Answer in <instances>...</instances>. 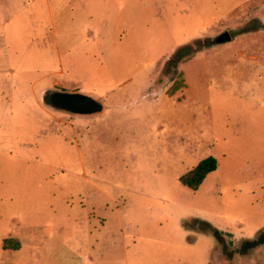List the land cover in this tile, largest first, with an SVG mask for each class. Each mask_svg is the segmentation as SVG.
Returning a JSON list of instances; mask_svg holds the SVG:
<instances>
[{
    "label": "rangeland",
    "instance_id": "1",
    "mask_svg": "<svg viewBox=\"0 0 264 264\" xmlns=\"http://www.w3.org/2000/svg\"><path fill=\"white\" fill-rule=\"evenodd\" d=\"M45 1L0 27V237L38 233L39 264H264L235 253L264 230V0H50L59 34Z\"/></svg>",
    "mask_w": 264,
    "mask_h": 264
},
{
    "label": "crops",
    "instance_id": "2",
    "mask_svg": "<svg viewBox=\"0 0 264 264\" xmlns=\"http://www.w3.org/2000/svg\"><path fill=\"white\" fill-rule=\"evenodd\" d=\"M22 1L24 0H0V16L2 17L3 22V25L0 27H4L5 24L11 23L13 19L19 18L23 15L24 7L22 6ZM34 1L36 2L38 0ZM43 9L39 10L43 12L34 17L38 18L39 16V18H41L43 13H45V18H47L49 22L48 24L54 28V33L56 32L59 34L57 28L61 27V25L55 21L50 0H46L44 2ZM69 14L72 16L70 21H68L69 25L67 29L69 32H65L64 34H67L70 39V36L76 32L75 29L79 27V23H77L78 18L75 12H71ZM44 23L45 22L42 21L41 25H44ZM100 25L101 26H99L96 31L98 34L102 33V23ZM85 28L86 31H91V26H87ZM7 45V36L3 28V30L0 29V50L2 51L3 48L7 49ZM57 48H59V42ZM0 58H2V60L4 59L2 56H0ZM9 228L8 232L0 237V251L2 252V255H4V259H6L2 263L0 262V264H39L38 260L46 257L44 256L47 255L45 240L43 241V239H41L42 237L39 236L38 233H28L30 230L25 231L24 227L21 225H10ZM9 239L13 241L15 240V243L13 244L18 243L19 247H6V240Z\"/></svg>",
    "mask_w": 264,
    "mask_h": 264
},
{
    "label": "water",
    "instance_id": "3",
    "mask_svg": "<svg viewBox=\"0 0 264 264\" xmlns=\"http://www.w3.org/2000/svg\"><path fill=\"white\" fill-rule=\"evenodd\" d=\"M230 39L229 34H224L217 42ZM44 100L49 106L72 114L95 115L104 111V104L98 99L78 92L50 90L44 94Z\"/></svg>",
    "mask_w": 264,
    "mask_h": 264
},
{
    "label": "trees",
    "instance_id": "4",
    "mask_svg": "<svg viewBox=\"0 0 264 264\" xmlns=\"http://www.w3.org/2000/svg\"><path fill=\"white\" fill-rule=\"evenodd\" d=\"M218 167V161L214 157H208L203 159L196 168L188 172L182 177L183 183L192 190H198L207 176L215 171ZM14 241L9 239L6 240V247H15L18 248L19 244H11ZM264 246V230H262L258 236L253 240H248L245 242L244 246L236 248L235 253L244 254L246 252H253L257 249H260Z\"/></svg>",
    "mask_w": 264,
    "mask_h": 264
}]
</instances>
